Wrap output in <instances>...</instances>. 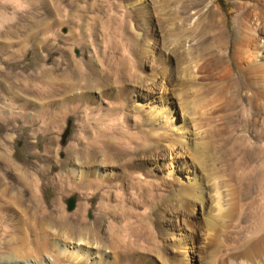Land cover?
I'll return each instance as SVG.
<instances>
[{
    "label": "rangeland",
    "instance_id": "1",
    "mask_svg": "<svg viewBox=\"0 0 264 264\" xmlns=\"http://www.w3.org/2000/svg\"><path fill=\"white\" fill-rule=\"evenodd\" d=\"M115 1L123 6L119 9L120 15L132 10V6L148 8L150 15L146 24L152 27L149 36L152 35L155 41L148 39L145 48L149 49L152 43L153 53L156 56V52L159 53L163 60L161 64L168 59L169 50L178 48L180 53L185 46L195 43V50L191 54L184 53L180 63L170 57L171 61L163 66L165 69L161 66L153 69L152 63L138 69V74L145 79L144 85H126L129 93L125 101H120L127 108L128 132L151 144L156 142L155 136L163 125L167 134L178 138L182 136L175 129L184 120L196 128L186 136V152L176 158V163L170 168V177L167 176L169 169L166 162L169 154L160 153L159 158L163 162L157 160L153 163L154 155L146 159L147 172L154 174L148 180L159 182L165 191H173L169 201L175 209L164 210L162 218H153L155 237H159L155 240L158 239L156 242L160 244L157 250L161 253L150 254L147 263L213 264L224 253L222 246L225 236L230 238L226 242L228 247L235 246L242 253L259 255L258 258L264 260V244L252 245L264 235V113L247 100L245 91L235 80L236 73L230 71L227 62L216 71L209 72L215 76L213 79H198L203 75L197 73V67L210 61L219 62L220 52L211 32L204 30V20L201 19L197 26H190L187 17L191 13H206L211 0H141L143 2L136 5H132L136 0ZM237 1L216 0L213 3L220 8L221 18L226 20L227 40L231 42L229 59L233 64V45L238 39L232 19ZM55 3L51 0H0V174L5 175V182L13 188L8 194L20 199L19 208L7 215L16 226L21 225L24 215H32L35 220L40 212V207L29 200V194L33 191L16 181V170L27 173L29 183L31 179L36 180L39 198L48 211L55 210L56 199H59L58 208L67 215L74 214L79 204L86 202L85 177L76 181L68 174L67 168L74 158L71 145L76 144L75 138L81 131L83 108L97 105H86L84 101H76L72 105L67 99L69 95L63 93L47 100L43 94L48 93L46 88L50 85H53V90V82L61 80L60 75L62 78L68 76L70 81L74 74L72 68L66 71L65 63H57L60 55L54 46L55 41L59 47L69 48L67 56L82 60L81 63L87 61L90 50L68 42L71 35L70 25L66 21L65 11L68 9L61 12V18L56 17ZM56 19L63 21L61 26L54 25ZM143 25L134 16L128 18L122 30L123 37L130 39L135 34L141 35ZM45 33L50 37L44 36ZM80 68L85 70L82 64ZM95 69L100 72L99 66ZM117 73L113 71L102 78ZM73 77V83L77 82L78 85L75 94L79 93L78 90L84 91L81 76L80 79L76 75ZM109 81L104 80L107 85H110ZM106 91L111 92L110 88ZM115 103L114 98L105 95L100 99L99 107L107 112L110 105ZM72 106L77 109L75 116L67 110ZM43 108L53 116L59 113V117L49 119ZM51 122L54 124L47 128ZM93 124V121L87 123L90 127ZM67 129L68 134L63 140ZM88 131L87 136L91 137L92 130ZM79 149L83 150L81 143ZM152 151L155 152V149ZM7 159L12 161L13 168L8 165ZM90 180L95 181V178L91 177ZM193 182L205 186L203 205H194V201H189L183 194L184 190L193 187ZM3 187L0 186V191ZM213 187L220 194L221 210L214 208L215 202L210 198L214 194L211 190ZM69 199L74 200L72 211L67 210ZM100 201V196L89 201L86 221H96ZM110 204L114 205V202ZM129 208L141 212L137 208ZM15 228L9 227L6 236L0 234V264H5L2 260L7 259L9 251L19 258L28 256L24 238ZM48 230L49 234L56 235L54 240H65L60 238L62 233H59L57 226L51 224ZM104 243L108 244V238ZM22 248H26V251L20 253ZM51 250L55 264H70L67 258L58 257ZM105 252L108 254L107 263L114 264L109 249ZM44 258L47 259V256L43 255L39 260L43 262Z\"/></svg>",
    "mask_w": 264,
    "mask_h": 264
},
{
    "label": "bare ground",
    "instance_id": "2",
    "mask_svg": "<svg viewBox=\"0 0 264 264\" xmlns=\"http://www.w3.org/2000/svg\"><path fill=\"white\" fill-rule=\"evenodd\" d=\"M51 1L56 2L53 4L55 5L56 17H60L61 12L68 9L65 11L71 34L67 39L68 42L72 45H82L90 50L87 61L81 63L82 60L67 56L70 51L69 48L59 47V44L54 40V46L60 55L57 63H63V65L65 63L66 71L72 68L73 75L79 79L81 76L84 82V91L78 90L79 93L75 94L78 85L77 82L73 83V75L70 77V81L68 76L62 78L60 75L61 80L53 82L56 88L54 86L52 90L53 85L52 87L50 85L46 88L48 93H42L44 99L47 100L54 99V96L63 93L69 95L67 99L72 105L76 101L79 103L84 101L86 105H97L96 107L84 106L83 108L81 131L79 136L75 138L76 144L71 145L74 158L67 168L72 179L81 181L82 177H85L84 201L86 200V202L80 203L74 214L67 215L58 208L59 199H56L55 210L48 211L39 198L36 180L31 179L29 183L27 173L24 174L15 169L16 181L24 183L33 191L29 194V200L35 203L36 207H40V212L36 215L35 220L32 215H24V219H21V225L16 226L15 222L10 221L7 215L15 212L16 207L19 208L20 199L8 194L13 188L5 182L7 181L5 175L0 174V186H4L0 191V234L2 237L6 236L8 228L15 226V230L20 231L24 238L28 251V256L21 258L13 254V251H9L7 259L2 261L5 264H55L56 259L51 250L53 249L56 256L67 258L70 264H113L107 263L109 262L108 254L105 250L109 249L114 264H145L148 261L147 257L150 254H157L159 252L158 246L160 247L159 242H156L158 239L155 240L158 236L155 237L153 230V218H162L164 210L173 208L169 201L173 191H165L159 182L148 180L154 174L151 175L147 172L145 168L146 159H150L151 155H154L155 162L153 163H156L157 160L163 162L164 160L159 158L160 153L169 154L170 158L166 162L169 169L167 176L170 177L172 173L170 168H173L176 158L181 157L186 152L184 145L186 136H188L189 131H194L196 128L192 123L189 124L183 119L184 121L175 129L176 133L179 132L182 136L178 138L167 134L163 125L159 133L154 132L156 142L151 144L146 139L141 140L142 138L139 139V136L128 132L127 108L120 101H125L129 93L125 89L126 85L130 83L144 85L145 79L138 74V69L149 63H152L153 69L159 66L163 68L164 64L171 61L170 57L180 63L184 53L191 54L195 50V43L192 42L187 47L185 46V49L180 53L177 51L178 48L169 50L168 59H164V63L161 64L160 62L163 60L159 57V53L156 52L158 56L153 53L152 43L149 49L145 48L148 39L151 42L155 41L152 40V35L149 36L152 27L146 24L150 15L146 6L141 8L132 6V10L120 15L119 9H122L123 6L115 0L110 2L108 0ZM141 2L143 1L136 0L132 5ZM214 2L216 0H211L208 3L206 13H191L187 17L190 26H197L201 19L204 20L203 28L211 32L212 39L216 42L220 52L218 54L219 62L210 61L197 67V73L203 75L198 79H213L215 76L210 75L209 72L216 71L227 62L230 71L236 73L235 80L245 91L247 100L251 101V105L255 109L264 113V0H239L235 3L236 12L232 21L235 25V37L238 40L233 45L232 59L234 64L229 59L231 42L227 40L226 20L221 18L220 8L214 6ZM133 16L136 17L138 23L145 25L141 28V35L135 34L133 38L126 39L123 37L122 30L126 27V20ZM62 23L63 21L56 19L54 25L61 26ZM46 35L47 33L44 36ZM139 36L140 39H138ZM47 37L50 36L47 35ZM80 64L85 66V70H81ZM96 66H99L100 72L96 71ZM77 71L80 72L77 73ZM113 71H118V73L108 74L102 78L104 74ZM106 79L110 80V85L104 82ZM109 88L111 92L106 91ZM96 94L97 97H95ZM105 95L117 101V103L110 105L107 112H103L99 107L100 99ZM42 110L49 119L59 117V113L58 116H53L46 108ZM67 110H70L69 113L74 116L77 112L74 106L67 108ZM22 115L24 116L25 113ZM35 119L37 120V118ZM90 121L94 122L93 127L87 125ZM52 124L54 123L47 124V128L52 127ZM89 129L92 130L91 137L87 136ZM80 143L83 150L79 149ZM153 149L155 152L152 151ZM7 162L9 166L12 165L11 160L7 159ZM11 168L13 167L11 166ZM91 177H94L95 181H91ZM118 181L119 184H116ZM196 182H193L192 188L184 190L183 194L189 198V201H194V205L199 204L200 206L204 204V192L206 191L205 186L203 187ZM211 190L214 191L210 197L212 202H215L214 208L221 210L220 194L215 187ZM96 196L101 198L96 209L98 218L94 223H90L85 220V212L89 208V201ZM111 202H114V205L110 204ZM129 207L137 208L141 212H134ZM51 224L57 226L59 233H62L60 238H65V240L53 239L57 237L48 232ZM50 232L52 233L51 230ZM51 238L52 240H50ZM105 238H108V244L104 243ZM228 239L230 238L227 236L223 238L224 253L213 264H264V260L258 258L259 255H248L242 253L235 246L228 247L226 243ZM261 244H264V235L252 243L254 246ZM19 251L20 253L25 252L26 248ZM43 255H46L47 259L44 258L42 262L39 257ZM160 258L165 261L161 256Z\"/></svg>",
    "mask_w": 264,
    "mask_h": 264
},
{
    "label": "water",
    "instance_id": "3",
    "mask_svg": "<svg viewBox=\"0 0 264 264\" xmlns=\"http://www.w3.org/2000/svg\"><path fill=\"white\" fill-rule=\"evenodd\" d=\"M67 134H68V129L65 131V133H64L63 136H62V139H63V140L66 138ZM73 208H74V200H73V199H69V200L67 201V210H68V211H72Z\"/></svg>",
    "mask_w": 264,
    "mask_h": 264
}]
</instances>
